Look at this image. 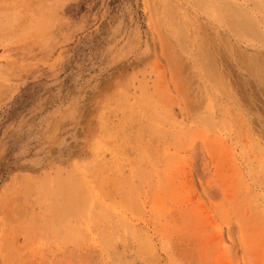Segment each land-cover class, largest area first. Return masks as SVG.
Returning <instances> with one entry per match:
<instances>
[{"label": "rangeland", "instance_id": "rangeland-1", "mask_svg": "<svg viewBox=\"0 0 264 264\" xmlns=\"http://www.w3.org/2000/svg\"><path fill=\"white\" fill-rule=\"evenodd\" d=\"M0 264H264V0H0Z\"/></svg>", "mask_w": 264, "mask_h": 264}, {"label": "bare ground", "instance_id": "bare-ground-1", "mask_svg": "<svg viewBox=\"0 0 264 264\" xmlns=\"http://www.w3.org/2000/svg\"><path fill=\"white\" fill-rule=\"evenodd\" d=\"M85 192V191H84Z\"/></svg>", "mask_w": 264, "mask_h": 264}]
</instances>
